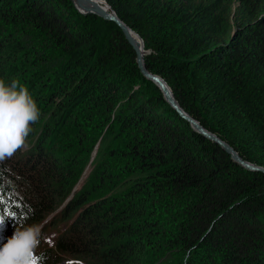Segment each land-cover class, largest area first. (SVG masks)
Instances as JSON below:
<instances>
[{"label": "trees", "instance_id": "16d2710c", "mask_svg": "<svg viewBox=\"0 0 264 264\" xmlns=\"http://www.w3.org/2000/svg\"><path fill=\"white\" fill-rule=\"evenodd\" d=\"M72 1L0 0V78L18 79L35 100L45 99L55 142L64 138L60 124L76 125L86 136L77 122L81 114L106 130L103 153L119 160L125 189L102 205L107 217L90 235L120 241L108 251L116 264H264V172L244 168L193 130L141 74L121 30L81 14ZM94 2L108 11L107 3L138 35L146 70L167 83L189 116L264 168V0ZM26 28L53 53L43 64L56 65L60 78L50 84L41 73L30 76L22 58L18 33ZM32 137L0 162V238L18 221L44 226L61 214L67 233L60 232L54 247L77 254L88 248L82 240L98 207L82 205L87 194L74 189L65 207L49 215L60 205L53 180H64L71 168L58 170L55 155ZM102 168L111 171L107 163ZM105 233L112 235L103 239ZM48 251H38L37 264L48 260Z\"/></svg>", "mask_w": 264, "mask_h": 264}, {"label": "rangeland", "instance_id": "374dc122", "mask_svg": "<svg viewBox=\"0 0 264 264\" xmlns=\"http://www.w3.org/2000/svg\"><path fill=\"white\" fill-rule=\"evenodd\" d=\"M74 1L81 8L86 7L82 1ZM74 1L72 3H74ZM102 1L104 2V0ZM96 28L99 32L104 31V25L101 23L97 24ZM25 30L26 31H23L22 34L18 33V30H15L14 32L16 33L13 34V36L16 37L17 33L19 36L21 35L18 37V39L22 42L25 49V54L22 56V58L26 59V64L29 66L28 70L31 73L30 76H35L38 73H41L42 77L45 78L46 85L50 84L54 81V77L57 79L60 78L57 73V68L55 67L56 65L43 64V61L47 57L46 55L51 56L52 52L47 47L39 44L37 39L40 37L35 33V31H33L31 28H26ZM29 61L33 62L29 63ZM38 87L42 88V91L46 97L50 96V92L46 91V88H43L40 85H38ZM36 102L38 108L40 109L41 115L39 120L32 124L33 131L29 134V136L32 135V140L35 139L39 141V144L42 147H45L46 150L48 149V151L55 155V161L57 160L56 162L58 170H60V167H62L64 170L71 168V171L63 173L64 175H62V177L64 180H53L54 191L60 195H54V197L60 205L58 204L59 206L56 208V210L49 213V215L51 214L53 216V214L56 213L61 207H65L67 203L66 202L64 204L63 202L66 199L65 195L67 193H71L74 189L79 191H77L75 195L77 193L87 194V200L82 205L89 203L88 208L92 209L98 207L97 210L94 209L93 213L91 214V226L89 227L88 231L84 232L85 238L82 240L88 248H81L77 254H71L63 251L61 252L54 247L58 235L60 232L64 231L67 226L66 223H61V214L58 216L59 219L56 221L42 226V231L46 239L41 242L39 248L36 250V255L38 254V251L41 252L46 248L50 251L45 254V259L47 260L48 258V260L46 262L39 260V263L69 264V262H71V264H76V262H79V264H116L115 260L113 259V255L108 251L110 248H116L115 246L121 244L120 241H116V238H113V240L109 239L99 241L98 239L94 238V236L90 235L92 230H95L101 226L100 222L105 220L107 217L105 216V213L108 211V209H103L102 205L107 206L111 204V199H118V197L122 195V191L125 189V185L123 183V174L125 173L121 174L122 169L120 171L118 168L119 160H112L107 156L106 153H103L104 147H106L107 143H109L106 139V130L103 129V127H100L99 130H96L95 128L99 127L98 124H91V121L87 118H83L81 114L78 116L77 122L79 127L85 130L86 136L82 137L79 135L76 125L68 126L60 124L57 125V129L61 132L60 138H64L55 142V135L51 133V129L53 128L54 124L53 115H50L48 109H46L44 98L39 97ZM26 143H28L27 146H29L30 141L27 139ZM105 163H107L110 167V173L102 168V165ZM72 164H75V167L72 166ZM114 172L115 174H112ZM70 173L73 174L68 175ZM72 199L73 198H70V200ZM76 210L77 209H75L73 213ZM68 221L69 220H66L65 222ZM45 222L46 220L43 221V223ZM55 222H58V224ZM49 224H52L53 226H50ZM116 226L117 223L114 224V227ZM13 232L14 231L10 232L8 235H5L3 240L6 242L7 238L11 237ZM66 233L67 232L65 230L62 235H65ZM110 235H112V233H109L108 235L105 233L102 235V238L106 239L107 236ZM105 244L107 245L105 246ZM102 246L104 247L102 248ZM101 249H104L105 251ZM153 249L154 247H152L150 250ZM173 256L175 255H170V258ZM176 257H178V254ZM166 258H168V256L163 258L159 257L158 259L163 261ZM35 260L34 264H37ZM153 262L155 261L152 260V263Z\"/></svg>", "mask_w": 264, "mask_h": 264}, {"label": "clouds", "instance_id": "9594fccd", "mask_svg": "<svg viewBox=\"0 0 264 264\" xmlns=\"http://www.w3.org/2000/svg\"><path fill=\"white\" fill-rule=\"evenodd\" d=\"M41 112L28 88L13 78H0V162L26 146L32 124ZM11 237L0 238V264H34L36 250L46 239L42 225L18 221Z\"/></svg>", "mask_w": 264, "mask_h": 264}, {"label": "water", "instance_id": "95a60500", "mask_svg": "<svg viewBox=\"0 0 264 264\" xmlns=\"http://www.w3.org/2000/svg\"><path fill=\"white\" fill-rule=\"evenodd\" d=\"M73 2V1H72ZM105 3V2H104ZM74 4V3H73ZM107 8L110 10V12H106L103 8L99 6H95L93 4H89L85 7L84 11L79 10L76 6V9L82 13V14H88L92 13L97 15L98 17L102 18L104 21H109L115 24L117 28L121 30V32L124 34L125 39L133 46L135 52H136V64L137 67L139 68L141 74L149 81H151L153 84H155L160 92L162 93V96L164 100L176 111L178 112L179 115H181L193 128V130L197 131L198 133L202 134L206 138L216 142L219 144L226 152H228L233 159V161L237 162L241 166H243L246 169L249 170H260L264 172V168L261 166H257L254 164H251L245 160H243L236 152L235 150L229 146L226 142L218 138L216 135L212 134L211 132L207 131L205 128H203L200 123L189 116L177 103L175 100L170 88L168 87L167 83L157 74L151 73L146 70L144 66V61H143V54L145 53L144 51V46L143 42L142 43V51L136 46L135 42L131 38L130 31H132L129 27H127L115 14V12L110 8V6L105 3ZM130 30V31H129ZM133 32V31H132ZM135 33V32H134ZM136 34V33H135ZM137 35V34H136ZM138 36V35H137Z\"/></svg>", "mask_w": 264, "mask_h": 264}, {"label": "bare ground", "instance_id": "6f19581e", "mask_svg": "<svg viewBox=\"0 0 264 264\" xmlns=\"http://www.w3.org/2000/svg\"><path fill=\"white\" fill-rule=\"evenodd\" d=\"M74 1V0H73ZM80 2L82 1L84 4H85V6H87V5H89V4H93V5H95V6H97V4L94 2V0H79ZM74 3H75V1H74ZM75 5L77 6V8L80 10H83L84 11V9H85V7H83V8H81V7H79L76 3H75ZM106 11V10H105ZM106 12H110V10H108V11H106ZM130 31V30H129ZM133 33L134 32H132V31H130V34H131V38L133 39V41L135 42V44H136V46L142 51V49L140 48V46H139V44L136 42V40L134 39V37H133Z\"/></svg>", "mask_w": 264, "mask_h": 264}, {"label": "snow or ice", "instance_id": "6c2138e0", "mask_svg": "<svg viewBox=\"0 0 264 264\" xmlns=\"http://www.w3.org/2000/svg\"><path fill=\"white\" fill-rule=\"evenodd\" d=\"M8 215L9 217H14L15 213H9ZM4 223H5V216L0 215V226L4 225ZM69 264H71V262H69ZM76 264H79V262H76Z\"/></svg>", "mask_w": 264, "mask_h": 264}]
</instances>
